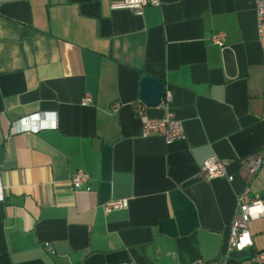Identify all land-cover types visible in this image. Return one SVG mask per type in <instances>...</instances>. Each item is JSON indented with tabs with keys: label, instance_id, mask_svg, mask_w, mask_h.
<instances>
[{
	"label": "crops",
	"instance_id": "crops-1",
	"mask_svg": "<svg viewBox=\"0 0 264 264\" xmlns=\"http://www.w3.org/2000/svg\"><path fill=\"white\" fill-rule=\"evenodd\" d=\"M114 1L0 0V264H253L264 216L252 249L227 242L246 186L264 206V164L248 184L243 164L264 147L255 0ZM145 75L167 107L140 100ZM167 108L184 137L143 136ZM210 156L232 180L201 173ZM108 199L128 204L105 213Z\"/></svg>",
	"mask_w": 264,
	"mask_h": 264
},
{
	"label": "built area",
	"instance_id": "built-area-1",
	"mask_svg": "<svg viewBox=\"0 0 264 264\" xmlns=\"http://www.w3.org/2000/svg\"><path fill=\"white\" fill-rule=\"evenodd\" d=\"M161 0H116L111 4L114 9L127 8L140 12L146 6H157ZM255 20L257 40L262 53V65L264 66V0H255ZM224 33H212L210 39L213 43L221 46L224 43ZM170 91H164L160 104L168 106L170 101ZM90 100L89 97L84 99V103ZM114 108L117 107L115 103ZM144 105L140 102L137 109H142ZM168 109V108H167ZM27 126H22L20 129H13L12 133L19 130H28ZM150 133H155L163 137L165 143L169 144L177 139L184 137V129L180 120L175 118L173 113L168 109L166 113L159 117H149L142 122L141 134L146 136ZM246 170L245 181L248 184L260 167L264 164V147L257 153L250 155L244 161ZM201 173L206 178L224 177L227 180H232L233 176L226 171L225 164L217 156H210L205 159L200 166ZM69 182L75 190H90L89 179L81 169H76L70 174ZM4 200L3 185L0 178V201ZM127 199H108L103 203L105 213L124 209L127 207ZM264 216V206L260 199L253 198L248 194V187L237 196L234 217L230 225V231L227 242V252L243 251L253 248V239L250 234L248 224L250 221L259 219ZM44 248L51 251L48 243H44ZM253 264H264V250H253L251 254ZM194 264H203L197 260Z\"/></svg>",
	"mask_w": 264,
	"mask_h": 264
},
{
	"label": "water",
	"instance_id": "water-1",
	"mask_svg": "<svg viewBox=\"0 0 264 264\" xmlns=\"http://www.w3.org/2000/svg\"><path fill=\"white\" fill-rule=\"evenodd\" d=\"M163 95V84L156 78L143 76L140 80L139 98L146 106H156Z\"/></svg>",
	"mask_w": 264,
	"mask_h": 264
},
{
	"label": "trees",
	"instance_id": "trees-1",
	"mask_svg": "<svg viewBox=\"0 0 264 264\" xmlns=\"http://www.w3.org/2000/svg\"><path fill=\"white\" fill-rule=\"evenodd\" d=\"M241 252H243V251H233L232 253H241Z\"/></svg>",
	"mask_w": 264,
	"mask_h": 264
}]
</instances>
